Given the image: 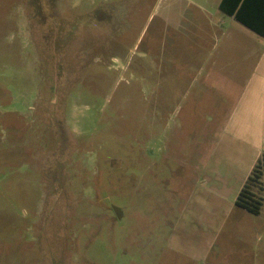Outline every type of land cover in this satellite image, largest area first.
<instances>
[{
    "label": "rangeland",
    "instance_id": "1",
    "mask_svg": "<svg viewBox=\"0 0 264 264\" xmlns=\"http://www.w3.org/2000/svg\"><path fill=\"white\" fill-rule=\"evenodd\" d=\"M220 1L0 0V264H264Z\"/></svg>",
    "mask_w": 264,
    "mask_h": 264
},
{
    "label": "trees",
    "instance_id": "2",
    "mask_svg": "<svg viewBox=\"0 0 264 264\" xmlns=\"http://www.w3.org/2000/svg\"><path fill=\"white\" fill-rule=\"evenodd\" d=\"M219 9L264 38V0H221ZM234 204L255 215L264 210V154L254 164Z\"/></svg>",
    "mask_w": 264,
    "mask_h": 264
},
{
    "label": "crops",
    "instance_id": "3",
    "mask_svg": "<svg viewBox=\"0 0 264 264\" xmlns=\"http://www.w3.org/2000/svg\"><path fill=\"white\" fill-rule=\"evenodd\" d=\"M261 38L264 40L263 37ZM260 44H255L250 50L251 61L244 79L245 113L259 116L257 119L259 125L254 129L257 132L255 145L252 147L259 149L260 146V149L256 154L251 170L256 161L264 154V42Z\"/></svg>",
    "mask_w": 264,
    "mask_h": 264
},
{
    "label": "water",
    "instance_id": "4",
    "mask_svg": "<svg viewBox=\"0 0 264 264\" xmlns=\"http://www.w3.org/2000/svg\"><path fill=\"white\" fill-rule=\"evenodd\" d=\"M116 212L119 214V211L118 210H116Z\"/></svg>",
    "mask_w": 264,
    "mask_h": 264
}]
</instances>
